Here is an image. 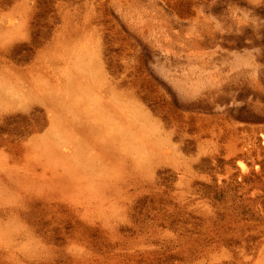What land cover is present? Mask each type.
<instances>
[{
	"label": "rangeland",
	"instance_id": "obj_1",
	"mask_svg": "<svg viewBox=\"0 0 264 264\" xmlns=\"http://www.w3.org/2000/svg\"><path fill=\"white\" fill-rule=\"evenodd\" d=\"M0 264H264V0H0Z\"/></svg>",
	"mask_w": 264,
	"mask_h": 264
}]
</instances>
